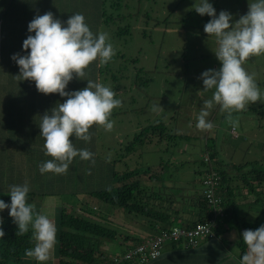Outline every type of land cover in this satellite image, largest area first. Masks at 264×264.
I'll return each mask as SVG.
<instances>
[{
    "label": "rangeland",
    "instance_id": "1",
    "mask_svg": "<svg viewBox=\"0 0 264 264\" xmlns=\"http://www.w3.org/2000/svg\"><path fill=\"white\" fill-rule=\"evenodd\" d=\"M113 1L115 0H105L103 3L104 14L109 16V5ZM53 2L57 8L52 7L54 14L56 11L64 14V9H66L65 14H69L63 22H66L75 13H81L85 16L86 22H90V24L88 23L90 29L93 33L95 32L92 20L94 13L85 7H90L93 3L91 0H54ZM69 2L70 4L71 2L74 3V10L69 9L71 5L66 7ZM196 2L198 0H116L115 5H120L119 11L124 14V18L121 21L114 19L110 25L103 26L101 29V32H106L109 35L110 42L116 51V55L107 63V67L101 64V79L103 77L110 78V75L114 73L117 76L124 73L123 79L126 80L124 81L120 77L118 82L121 83L120 86L124 84L129 86L132 82L130 81L131 77L134 79L135 74H137L136 71L143 69L149 73L145 74V72L139 71V79L149 76L151 81L146 86H142L141 89L136 88L123 94L128 98L129 105L140 108L136 115L139 119L142 117L139 123L133 121L131 117L130 120L132 121H130L126 114L121 113L111 117L115 121L112 131L108 132L102 127L96 126L99 137L96 138L98 151L95 154L109 163L115 172L134 168L146 170L144 175L147 177L151 174L154 177L153 180L157 181L158 185H156L155 190L157 191L158 186H160L159 189L163 187L162 192H160L163 197H165L164 187L168 188V185L173 182L182 188L180 191H183V188L188 191L189 187L194 185L200 186L196 182L194 170L204 168L200 163V156L205 151L207 142L218 159L222 157L223 160L236 165L242 163L243 167L240 172L245 173V175L241 178L249 176L246 173L252 168L264 169V101L249 104L246 110L234 113V117L239 118L238 126L235 128L227 124V114L220 110L219 105L215 104L209 110L210 115L207 117L214 124L213 129L200 131L195 127L196 117L203 107V102L210 99L214 91L204 90L203 81L200 79L201 74L209 69L219 70L222 66L213 51L217 47L215 38L209 37L204 32V25L211 20V17L208 15L201 16L197 13L194 7ZM209 3L216 9L217 16L221 10L228 11L233 18L231 23H235L249 11V0H209ZM112 11H114L112 13L114 16L117 10ZM28 25L29 23L26 22L19 26H13L12 32L20 31L26 26L28 31ZM126 25L127 30L118 35L117 27H125ZM24 40L25 38L21 34L14 45L23 44ZM243 67L249 73L255 74L256 82L261 91L264 92V55L249 58ZM135 82L136 80H134ZM133 84H131L132 88L135 87ZM116 98L121 97L116 95ZM125 105L126 103L122 102L121 108H125ZM153 105H160L161 107L158 111H152ZM157 121L163 122L168 125L169 130L181 133L187 138L181 139L178 136H173L174 139L169 143L163 141L157 144L159 137H156V144L153 142L147 147L138 145L136 150H133L135 151L134 155H128L129 158H116L117 153L120 152L119 147L124 144L120 143L123 140L119 138L121 134L128 133V130L135 129L138 125H140L138 127L140 130L145 123L151 122L152 124ZM231 166L227 168L231 170L229 171L231 172L230 175L238 177L237 172L230 169ZM233 181L235 182V180ZM145 182L148 183V181ZM30 187L36 188V191L42 188L40 184L30 185ZM53 187L56 188L55 185ZM45 188L46 186L42 190ZM242 192H247L246 188H243ZM69 193L68 190L61 191L60 189L54 195L47 193H41V195L28 194L27 201L34 204L37 211H41L43 204L47 201H53L55 204L60 203L64 206L68 203ZM7 194V192H0V196H7ZM59 194L62 195L63 201H61ZM255 194L257 195H241L236 199L243 200L242 198L249 197L250 200H253L256 198L255 207L263 205L264 183L261 184ZM76 200L77 197H74V201ZM70 203L72 202L70 201ZM249 203L236 206L239 214H245L248 210L255 209L253 208L254 205ZM68 206H72L77 213L81 211L79 207L75 206V203ZM84 206L91 214L100 213V221L104 224L118 229V241L123 240L127 235L130 237V242L133 241V236L139 237L143 234L136 224L139 219L132 214H126V218L125 213L114 212L112 207L105 209L103 206L106 204L92 196L86 198ZM93 206L97 208L96 211H92ZM57 212L59 211L55 210L53 216H56ZM53 216L50 217L53 219ZM245 219L247 220V218ZM254 225L253 228L256 230V224ZM117 243H108L104 250L108 251L107 253L110 255L117 253V247L120 246V243ZM54 258L53 249L49 259L50 263H48L49 261L46 263L55 264Z\"/></svg>",
    "mask_w": 264,
    "mask_h": 264
},
{
    "label": "clouds",
    "instance_id": "2",
    "mask_svg": "<svg viewBox=\"0 0 264 264\" xmlns=\"http://www.w3.org/2000/svg\"><path fill=\"white\" fill-rule=\"evenodd\" d=\"M194 7L201 16L211 17L204 25V32L215 38L217 47L213 51L222 65L219 70L209 69L201 74L204 90L214 91L212 97L203 102L195 127L200 131L213 129L214 124L207 117L215 104L227 114V124L235 128L239 118L234 117V113L246 110L249 104L264 101V92L256 82L255 74L243 67L249 58L264 55V0H249V11L235 23H231L232 15L226 10H221L217 16L209 0H198ZM28 31L35 33L23 41V49H30V52L12 56L19 66L15 78L34 81L42 94L67 97L51 109V114L41 116L43 150L52 159L41 163L39 171L41 174H66L77 156L94 164V154L87 149L78 150L71 138L90 142V128L94 125L108 132L114 128L115 121L111 116L122 101L116 98V92L110 86L86 79V69L93 62L107 64L116 55L110 37L106 32L94 34L81 13L71 15L66 22L56 18L51 11L38 14L30 21ZM74 78L87 80V86L66 91ZM160 107L153 105L152 111H158ZM29 192L28 181L23 185H10L11 204L0 199V211L10 209L9 215L18 225L17 236L31 229L35 243L26 250V255L38 264H46L56 244L57 227L48 214L37 211L34 204L28 203ZM4 235L0 228V237ZM242 237L246 252L238 264H264V225L256 230H244Z\"/></svg>",
    "mask_w": 264,
    "mask_h": 264
},
{
    "label": "trees",
    "instance_id": "3",
    "mask_svg": "<svg viewBox=\"0 0 264 264\" xmlns=\"http://www.w3.org/2000/svg\"><path fill=\"white\" fill-rule=\"evenodd\" d=\"M46 1L48 2H46L45 5L50 6L51 9L45 8V13L48 11L53 13L52 7L56 8V4L53 2L54 0ZM91 1L93 3L90 7L84 6L87 9H91L94 13L92 15V20L93 29H95L96 34L101 32L103 26L110 25L114 19L121 21L124 18V14L119 11L120 5H115L116 0L113 1V3L111 2L109 5V16L104 14L105 9L103 3L105 0ZM12 2H14V0H12ZM70 5H67L66 7H69ZM74 6L75 5H71L69 9L74 10ZM112 10H117V13L114 16H112V13L114 12ZM2 11L3 8L1 9V14ZM57 16L61 15L59 14ZM88 23L90 24V22ZM125 30H127V25L125 27L118 26L116 29L118 35L122 34ZM1 45L3 47L2 40ZM28 51L30 52V49ZM17 52L18 50L13 48V51L11 52L12 54L10 55L11 59ZM104 66L107 67V64H104ZM18 70L19 66L13 59L12 66L3 67V56L2 51H0V95H10L15 93L14 73ZM139 71L145 72V74L149 73L147 70L140 69L136 71L137 74H135L134 79L131 77L130 81L133 83L134 80H136L134 84L131 82L129 86L128 84L120 86L121 83L118 82V79L121 77V79L125 81L126 79H123L124 73H121L123 74L121 76H117V74L114 73L110 75V78L103 77V79H101V64H99L98 61L93 62L89 68L86 69V79H91L93 81L100 82L105 86H110L112 90L116 92L117 97H121L119 99L126 103L125 108L122 109L120 106L114 109L111 117H115L123 113L129 117V120L131 117L133 118V121L138 123L140 119H142V117L140 119L138 116L136 117L138 114L137 110L140 108H134L129 105L128 98L123 95L126 91H133L136 88L141 89L142 86H146L147 83L151 81L149 76L139 79ZM87 84V80L75 78V81L72 80L69 83L66 91L72 92L81 90L86 87ZM131 84L135 85V87L132 88ZM29 96L61 97L59 94H42L37 90L36 86L30 89ZM139 126L140 125H138V127ZM138 127L132 132L129 130L128 133L121 134L119 136L120 140L123 139L120 143L124 144L122 147H119L120 152L117 153L116 158H127L128 155H134L135 151L133 150H136V146L138 145L147 147L152 145L153 142L156 144V137H159L157 144L163 141L169 143L172 139H174L173 136H178L181 139L187 138L181 133L169 130L168 125L161 121H157L152 124L151 122L145 123L140 130H138ZM95 128V125L90 128L92 138L90 141V148L87 150L94 154V159L98 158L100 160L99 162H105V160L100 159L97 157V154H95L98 151L96 149V145H94L96 141L95 138L99 137V135L95 133ZM125 142L127 143L126 145ZM81 145L82 143H80V146ZM216 156V153L214 151L212 152L211 146H209L207 142L205 144V151L200 156V163L204 166V168L202 170H194L196 182L199 183L200 186L196 187V185H194L189 187L190 189L188 191H185L184 188L183 191H180L182 188L175 185L176 183L173 182L168 185V188L164 187L165 197H163L160 194L163 187L159 189L160 186H158L156 191L155 188L158 184L148 181L149 179L151 180V178L153 180L154 177L151 174L146 177L144 175L146 170L134 168L132 170L124 169L122 171L115 172L113 169H110L109 183L104 185L105 187L103 188L89 192L88 197L92 196L100 199L104 204H108L113 208H118L125 213V217L126 214L136 216L139 219L136 224L140 228L149 231L152 230V232L147 234L158 233L157 227L166 229L169 225L173 224L179 225L181 228L188 229L196 222H205L212 218L214 219V222H216L214 229L215 237L213 238H216L217 234L222 232V230H228V224L233 223L232 220H235L237 217L239 218L236 220L240 222V224H244L246 227L253 230V226L256 224V228L258 229L261 225H264V204L259 205L261 208H259V206L255 207L256 204L254 203L257 199L253 198L249 204H253V208L255 209L248 210L245 214H239L236 209L237 205H235L237 201L236 190L243 186V188H247L248 195H257L255 193L258 192L261 184L264 183V169L252 168L246 173L249 176L241 178L245 175V173L240 172V169L243 167L242 163L236 165L227 160H223L222 157L218 159ZM230 165H232L230 169L237 172V179L240 181L238 184L232 185V183L229 182L230 178L232 179L236 177L230 175L231 172L229 171L231 170L227 169ZM211 170L219 177L216 195L220 198L221 215L214 214L213 209L209 206L206 197L203 195L202 180L205 173H209ZM145 181H148V183ZM29 194L32 195L33 193ZM156 194L158 195L156 196ZM0 199H2L6 204H11V196H0ZM80 209L81 211L78 213L75 212L72 206H64L58 210L59 212L53 221L57 227V238L54 247L55 264H101L112 255L108 254V251L106 252V250H104L108 243H121L123 246H121V250L118 251H122L124 250V247L128 246L127 241L130 237L125 235L123 240L118 241V229L111 228L100 221V213L91 214V212L86 209L84 205H82ZM96 210L97 208H92V211ZM9 211L10 209L0 211V228H2L5 233L3 237H0V264H38L36 260L29 258L26 255V250L34 247L35 243L32 239L31 229H29V231L24 235L17 236L16 233L18 231V225L13 222V218L9 215ZM245 218H247V220ZM129 221H132V219H129ZM222 224H226L225 227H223ZM132 238L135 239V242H138L140 239L138 236H133ZM206 238L208 240H213V238ZM245 248L246 245L243 243L242 255L245 253Z\"/></svg>",
    "mask_w": 264,
    "mask_h": 264
},
{
    "label": "crops",
    "instance_id": "4",
    "mask_svg": "<svg viewBox=\"0 0 264 264\" xmlns=\"http://www.w3.org/2000/svg\"><path fill=\"white\" fill-rule=\"evenodd\" d=\"M46 2L48 1L14 0L12 2V0H0V51H2L3 56V67L12 66L10 55L13 48H16L18 50L17 53L20 55H27L29 52L23 49V44L14 45L18 36L22 34L26 39L28 35L35 34L29 33L27 26L20 31L14 32H12V27L26 22L30 23L36 15H43L45 8L51 9L50 6L45 5ZM68 5H70V2ZM71 5H74V3L71 2ZM2 8L3 15L1 14ZM59 14L60 12L56 11L54 16L61 21L66 20L67 16H69V14H65V10L64 14L57 16ZM1 40L3 41V47ZM18 74L19 70L14 73V77ZM73 80L75 81V78ZM14 86L15 93L0 95V192L8 193L10 185H23L25 181H28L29 186L40 184L42 187H39L40 189L37 191L35 190L36 188L30 187L29 193L34 195H41V193L54 195L60 189L61 191H70L69 200L71 199L72 203L68 200V203L64 204V206L75 203V206L80 209L84 205L89 192L103 188L105 187L104 185L109 183V173L112 167L109 163L99 162L98 158L94 159L96 161L93 164L91 161L81 160L77 156L69 166L66 174H41L39 165L52 159L46 156L43 150L44 140L40 137L41 129L39 127L41 116L45 113L51 114V109L56 107L58 103H63L67 97L29 96L30 89L35 87V82L30 80L18 81L15 78ZM133 130H130V132ZM95 133L99 135L97 129ZM71 139L78 150L90 148V142L77 140L74 136ZM80 143H82L81 146ZM94 145H96V141ZM148 181L157 184L152 178ZM229 182L232 185L240 183L237 177L230 178ZM53 185L56 186L55 189ZM96 185L97 187H95ZM45 186V190H42ZM242 189L243 187L236 190L237 197L241 195L247 196V188V192H242ZM59 195L61 201H63L62 195ZM7 196H10V194H7ZM74 197H77L76 201H74ZM242 199L237 200L235 205H242L250 200L249 197ZM43 205L41 212L49 216H53L55 210L64 207L63 204H55L53 201H47ZM103 207L108 209L111 206L106 204ZM112 210L114 212L121 211L113 207ZM55 217L53 216V219L50 218L54 221ZM235 220H232L233 223L228 224V230H222L213 240L202 238L199 240L198 245L194 247L182 246L179 241L171 240L166 243L159 257L144 264H238L239 259L242 257V244L244 243L242 233L244 230L251 228ZM140 229V232L144 235L150 233L146 229ZM132 242H135V239L130 242L128 240L127 245H131ZM121 246L123 245L120 243L117 250H121Z\"/></svg>",
    "mask_w": 264,
    "mask_h": 264
},
{
    "label": "built area",
    "instance_id": "5",
    "mask_svg": "<svg viewBox=\"0 0 264 264\" xmlns=\"http://www.w3.org/2000/svg\"><path fill=\"white\" fill-rule=\"evenodd\" d=\"M217 184L218 176L213 171L205 173L202 180L203 195L214 214L221 215L220 198L216 195ZM215 226L216 222L212 218L205 222H196L188 229L176 224L169 225L166 229L157 227L158 233L140 237L138 242H132L131 245L124 247V250L112 254L101 264H143L159 257L166 243L171 240L179 241L182 246L194 247L204 237H215Z\"/></svg>",
    "mask_w": 264,
    "mask_h": 264
}]
</instances>
